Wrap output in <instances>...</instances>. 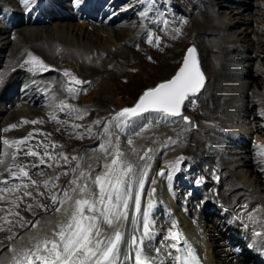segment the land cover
<instances>
[{"label":"bare ground","instance_id":"obj_1","mask_svg":"<svg viewBox=\"0 0 264 264\" xmlns=\"http://www.w3.org/2000/svg\"><path fill=\"white\" fill-rule=\"evenodd\" d=\"M9 1H12V0H9ZM29 1H31V0H23L22 3L25 4ZM67 1H68L69 6L74 7L72 0H67ZM114 1H115V7H119L122 5H124V6L125 5H131V8L123 9L116 16L119 19L121 18V19H125V20L130 21V23L138 22L139 17H140V19L144 23V28L142 30V33L137 35V33H135V30H133L131 27H129L127 25L119 26V27H113L114 25L112 24L113 26L111 25V27H110L111 29H109L108 26L107 27H91L92 28L91 29V28L87 27L88 25H84L83 23L81 24V26H79V24L77 25L76 23H72V22H70V20L68 18H66L67 16L73 17V14L70 13L69 10L65 6H63V4H61V3H63L62 0H56V2L54 1V3H56L58 5L59 9L62 10L63 12H61L58 15V18H56L53 22L51 21L50 24L51 25L53 24L52 27H51V25H50V27H49V25H48V27H45L47 25L46 24V25H41V27L35 28V29L29 28L30 25L28 27H25V28L15 29L13 31V33H14V35H19L21 37V41H22L21 44L22 45L15 47L12 50H10L9 54L7 55V58L4 55L2 57V58L5 57L6 59L4 62L5 63V70H4V72H2L0 74L1 83L3 84V86L0 89V100H4L5 103L12 102V98H9L8 94L2 95V93H3V90L8 88V87L11 89L13 84L16 83L17 81H19V78L22 75L18 70L14 71V72L13 71L9 72V69L11 67H14L17 64V62H15L14 60H16L17 57L19 58V56H20V59L22 58L21 60L18 59V62L20 60L19 64L21 65V67L28 65L31 68V66L29 64L25 63V61L28 60V58H29V53H31L33 56L40 59L43 62V64L47 66V68L52 69V70L59 69L62 73H64L65 71L71 72L73 75H75L78 79H80L82 81L85 79H88L89 80L88 85H91L94 80L99 81V80H97V78H101V77L102 78L104 77V82L107 83L108 85H110L113 83L112 81L114 80L115 75L116 76L121 75L122 73H124V69H129V68L135 67L137 65L136 63L130 64L131 60H129V57L126 54V52H127L126 49L129 46V44L131 45L132 49L134 50L133 51V50L129 49V50H131L130 51L131 54H133L134 57H137L140 60H143V59L140 57V55L134 53L135 51L136 52L153 51V50L160 51V50H163V48H165L166 44H162V42L160 41V38L162 37L161 26L160 25H153L152 19H151L150 14L148 12L142 16L140 15L139 17L136 14L137 11L144 9V7H145L144 0H114ZM161 1L163 3L168 2V0H161ZM218 1H221V0H218ZM58 2H60V4ZM175 2L171 3V1L169 0L171 8H175L176 10H178L177 6L179 4L184 5V4L189 3L187 6V9H190V10H188L189 15L185 14L186 11L184 12V15H186V19L182 20V23H183L182 26L187 28V26L189 25V22L192 21L191 22L192 26H194L198 29L196 32L194 31L195 32L194 36L191 35L188 37V40H185L187 38V36H185L184 39L182 38L180 45L185 44L187 42L186 45L187 44H193L198 49L197 43L199 42L198 41L199 38L208 37L210 39V37H212L211 40L209 41L208 47L207 46L204 47V49L206 51V58L205 59L198 49L199 59L201 60L200 61L201 68L204 71V73L206 72L205 77H207V74L210 73L208 75L210 76L211 82H210L209 77L206 78V82H205L202 90L198 94L193 95V96H189L187 98L186 102L183 105L181 116L176 118L175 121L171 122V123H174V125L171 126V124H169V126L166 128V131L162 134L150 135L149 132L148 133L142 132L144 126L148 122H150L149 118L145 119L146 115H148V114H145L141 117L127 121V122H133L132 124L136 123L138 125H135V126L132 125V126H134V130L131 128V126L129 124H125L122 127L128 131V133H126L125 139L121 138L118 135V133L116 132L117 130L115 128H113L112 139L115 140L114 138H117V137L121 138L120 139V150L125 153V159H127L128 161L133 163L138 170L139 169H145L146 170L145 186H144V194L145 195L142 198V207L146 204V200L148 197L147 188L153 184H155L156 187L159 188L162 184V181L164 180L163 178H165V176H166L165 175L166 171L170 170L172 172V169L169 168V165H166L167 169H163V168L159 169L156 167V164L154 162L158 158H160L161 152L165 151L164 149L167 148V150H170V151L173 150L172 153H169L166 156L167 158H169V161H170V160H173V158H175V156L173 154L175 153L176 147L177 146L179 147L180 144H183V142L184 143L186 142L189 145L187 151H191L192 154H194L195 156L196 155L201 156L200 159H202V160H200V161L204 162L205 159H208V160L211 159L210 158L211 155L209 153V150L207 151L205 149V147L202 145L203 139L206 138L207 135L213 134V137L215 139H218V141L222 142V139H221L222 134H218L215 130V126L217 125V123H214V122L211 123V124H213V128H212V126H210L211 129H208L207 126H202L201 128L202 129L204 128L205 132L200 133V134H194L190 130V124L185 123L184 119L182 118V117H187L185 106L189 100H191L192 98L196 99V101L199 104L200 111L202 110V108H205L206 110L210 109V111H209L210 116H207L208 117L207 119L212 120V121L216 120V117L214 119L213 115L217 114L216 113L217 108H219L218 105L220 104L217 97H218V95L220 97V93H221L223 87L219 86L218 83H220V82L216 83L215 79H216V76H218V75H222L225 77L228 75V73H226V71H225L226 67L228 68V70L235 71L236 73H238L237 71L241 70L240 71L241 73H239V75H241L242 78L245 79V83L243 85V88L246 90L244 91V100L242 99V102L240 101L242 103V105H240V106H243V104L245 105V102L248 101L249 97H251V98L254 97V93L250 94V96H249V93L247 92V89H249L250 87H254V88H257L259 90L258 91L259 95L255 94L256 96L262 95L264 97V82L263 81L261 82V80H258V79L255 80V77L251 74V72L249 70H247V69L252 70L250 67L249 68L246 67L247 69H245V68L241 69V67H240V66L243 67L244 63L248 62L249 58L243 60L240 57V55L237 54L235 57V60L226 59L224 61L223 51L225 49H223V46L221 45L222 40L219 39L220 40L219 41L215 37V35H217L219 33L218 31H219L220 25H219V23L217 24V21H215L216 19L211 15L212 10H210L209 4H207V2H205V0H175ZM3 4H5V2H4V0H1L0 6ZM41 7L42 6H40V8H39V13H40V15H43L41 10L45 9V7H43V8H41ZM94 8L98 9L99 6H95ZM162 13L164 16L163 18L165 20L167 18V21H168V15H165L167 12L164 11ZM203 15H205V16H203ZM56 17H57V14H56ZM188 17L190 18V21L187 20ZM58 19H60V20H58ZM35 20H37V21H35ZM110 21L114 22L115 18L112 17L110 19ZM110 21H108V22H110ZM33 22L39 23L40 20L34 19ZM0 25L2 27L4 26L1 23H0ZM218 25H219V28H218ZM149 26H151L153 28L152 32H150L148 30ZM2 27H0V35H2L6 31H8L7 28H4L5 26L3 28ZM262 33H263L262 30L257 31V34L262 35ZM102 34L104 37H106V39L101 38ZM149 35L152 38L151 43H149L148 39H147ZM7 38H4V39L7 40ZM164 41H166V40H164ZM121 42L124 44L123 47H122ZM255 42H256V45H258L257 50L261 51V53L264 54V42H263V40L257 39ZM176 44H178V43H176ZM10 45H11V41L6 42L3 45H0V49L5 48V49L9 50V48H11ZM106 45H108V46L105 47ZM175 45H172V46L175 47ZM112 47H114L115 50H113ZM247 49H248V47L244 48L242 52L246 53V51H248ZM116 50H117V52H116ZM236 53H237V51H236ZM58 56H60V57L58 58ZM143 56H144V54H143ZM171 56H173V54ZM259 60H261L260 63H262L264 65V59H259ZM167 61H168V59L164 58L161 62V66L165 67ZM226 61H227V63L225 64ZM58 62H61L64 66H58L59 65ZM224 65H226V66H224ZM74 66H75V68H74ZM57 67H60V68H57ZM108 67H111V69H109ZM30 74H31V72H30ZM49 75H52V74H49ZM236 75H238V74H236ZM65 80L67 81V83H69L68 78L65 77ZM94 83L96 84L97 82H94ZM41 84H43V82H41ZM60 85L61 84H59L57 79L52 77V78H50L49 84L46 85V87H44V89H43L44 91L42 90L43 92H38V90H32L31 96L33 93L34 94L32 97L30 96L28 99L32 101L33 99L36 98L35 102L29 103V104H33V105H27V106H25V108H22V109L29 110L31 107L34 109L29 110L28 112H22V111L17 112L16 109L18 107L14 110H13V108L10 109L9 110L10 116L8 117L7 121L4 122V124L1 126H5L8 123L9 124L21 123L22 122L21 119L22 120L26 119V121H28V119L34 120V118H35V120H36V118H38V117L39 118L44 117V120L47 123L48 122V120L46 119V115H47L46 111L47 110H50L53 112L56 111L57 110L56 108H58L57 105L59 104V102L61 100H64L67 103L71 104L72 100H74L76 98L79 100L82 96L87 94V92L92 88V86H90L88 91H85L84 88L82 87V85H80V87L77 85L76 87L80 89L79 95H77L75 98H70L68 96L67 92L64 90L65 83H64V86H62V87ZM229 85L230 84L228 83L225 86H229ZM32 88H34V87H32ZM39 89H42V86L39 87ZM110 93H111V91L109 89H105L103 91V98L106 99V97H108ZM221 94H223V93H221ZM43 102H46V103H43ZM50 102H53L52 106L48 105ZM217 103H219V104H217ZM34 104L35 105L38 104V106H35ZM254 104H255L254 107L256 106V108H257L258 104H256V103H254ZM43 105L46 107V109H41L43 107ZM249 107H248V105L246 106L247 109H249ZM9 108H11V106ZM14 108H15V106H14ZM6 111H8L7 107H2L0 109V114H2V112L5 113ZM23 111H25V110H23ZM58 112L61 113L62 111L58 110ZM246 112L249 113L248 110H246ZM250 112L251 113L246 118L248 127L250 128V126H251L250 131H248V133L246 132V134L243 133V135H241L239 137H235L233 140H232L233 137L230 136L229 139L231 141L235 142L236 144L238 143L239 139H240L239 142H242L241 141L242 138L244 140V142L241 143V145H242V147H243L242 149L244 151L243 154H246V156L245 155H239V158L240 157L244 158V160L241 161L242 165L241 164L240 165L242 166V168H246V172L250 177L249 180H252V183L250 184V181L247 180L246 183L240 182V184H242L243 186H246V188H249L251 185H253L254 188L259 190V192H261L263 194L264 193V174L261 170H259V168L255 165L253 160L248 156V154L252 152V148L248 142L249 141L248 137H249V133H252L253 131L254 132H261L263 129L261 126H264V125H261L260 127H257L255 125L257 123V121L255 122V120H257V118H259V117L262 118V115L260 116L259 113L256 111V109H254V111H253V108H252V110L250 109ZM116 113L117 112L114 113V116L116 115ZM205 113H207V112H205ZM205 113H203V114H205ZM244 115L245 114H242L240 117H242ZM114 116H113V114H110V116H108L106 118V120H103L101 122L100 126L97 127L94 125L95 129H97V140H95L89 146H86V145L84 146V148H83L84 150L82 149L83 151L81 152V154L79 155V153H78V155H77V157L80 158L79 161L74 160L73 163L71 164L69 170L66 172L67 175H65V179L59 187L60 190L58 191L57 197L59 199H64V197L61 194V190L62 189H68L70 192V195H72V200L65 203L60 208L59 212L54 211V209L56 207L54 204L52 205L51 208H49L48 210H46L42 213L37 212L40 209V206H46L50 202L51 193H49V192L46 193L43 197H41L38 201H36V199H33L35 201H32L31 196L24 195L21 193L19 195L18 194H16V195L12 194L15 196L16 199H18V197L20 195H22L21 196L22 200L18 199V205L23 206L22 209H20V211H19L20 215L21 216H27L30 214V212L31 213L33 212L35 214L34 215L35 227H33V225L30 227H25V228L23 227L24 225L17 227L16 225L13 226V223H11L10 228H12L13 230L6 231V232H0V258L2 257L1 258V261L3 260L2 264H14L15 259L18 258L22 252H24L25 250H31L38 241L42 240L45 237L51 236V234L55 230L58 229V226L61 223L66 221L67 216L70 212L71 207L74 204L75 199L79 196L78 192L75 194L71 193V189L73 187H75L74 185H71L69 183L70 180H72L74 178L73 173L75 172V175L78 176L80 171H85L86 173L93 172V171H95V172L102 171V166L106 161H105L104 155L99 150V145L104 142L105 137L102 135H99V133H101V129H102V126H103L105 121L108 122L109 127L113 126L114 122L111 120V118ZM262 119H264V117ZM57 122L58 123L54 124V125L51 123L50 125L52 127L49 126L50 131L52 132L51 135H53L52 137H56V139L65 143V146H68V143L65 142V140L69 139L67 137V135L68 136L70 135L68 133V132H70V131H68L69 128L65 129V128L61 127V125L64 123H60L59 121H57ZM23 124L25 125L26 123H23ZM47 125H49V124L47 123ZM27 128H29V127H27ZM228 128L229 127L227 126V129ZM46 130H48V129H46ZM230 130L233 132L235 129L231 128ZM251 130H253V131H251ZM235 131L237 132V129ZM204 133H206V134L203 135ZM51 135L49 136V138H51ZM167 136H170L168 140H166ZM225 138H226L225 142L227 144V138H228L227 134H225ZM129 139L132 140L131 146L128 144ZM152 139H154V140L157 139V142H159L158 144L153 142L155 144V149L153 147V144L150 143L151 141H153ZM41 140L45 141V140H47V138L43 137V139L41 138ZM27 141H31V140H27ZM253 143L257 144V145H262L264 143V138H258L257 140L255 139ZM144 144L150 145L152 147V150L154 149L155 152L149 154L147 159L141 160L139 152L141 150V147ZM231 144H232V142H231ZM25 145H27V144L25 143L24 145H22L20 147L21 153L24 152L23 148ZM30 145L32 147H37L36 143L32 142V141L30 142ZM48 145H50V144L48 143ZM157 145H161L160 151L158 150ZM232 148H230L229 151H231ZM37 149L39 150V151L37 150L38 152H42L44 150V148H40L39 146L37 147ZM133 149H135V154L133 153ZM205 150H206V152H205ZM237 152H241L240 149L238 151L237 150L235 151V153H237ZM215 154L218 155L217 153H215ZM8 156H10V159H11V155H8ZM167 158H165V159H167ZM213 158H215V157L213 156ZM219 158L221 161L219 162L217 160L214 163L213 167H215V169L217 168V173H219V171H220V176H221L220 184L222 183V185L227 186V187L225 188V190L223 189L224 191H222V192L219 191L216 194V197H214L213 199L204 200L202 202V204L200 203L201 205L198 204L196 207L194 205H192L193 209L188 211L189 214H187V213L180 214V212L176 209V205L174 202H175V199L177 201H186V199H188V197H186V192L188 191V189H192L194 192L200 189V187H198L199 184L198 183L196 184L195 180L190 179L189 180V182L191 183V184H189L190 187L187 188V186H186L185 188L182 189V191H179L180 185H182L180 183L183 182V180L181 181V179L183 177L178 179L177 181L179 182V189L176 191H179V196H176V198L174 197L175 199L173 198L172 194H171V197H172V199H171L165 193L162 194L158 191L157 201L154 203L155 209L153 211V215H154L153 217H154V222H157V220L161 219V220H159V223H163V224H159V225L155 224L157 234H156V238L153 241V243L157 246L161 245L162 243H170V241H164L163 242V237L167 234V231L170 228L171 223L175 220H178L179 224H177V228L179 229L180 233H182L183 236H185V235L191 236V238L195 241V243L199 249L205 248L206 251L210 252L211 254L209 257H210L211 262L213 261L214 264H247L245 262L246 261L245 259L247 257V253L245 252V250L243 248H241V244L239 242L235 243L236 246H238L240 248V256L239 257H234V255H232V253L229 251V247H228L227 243L225 242V240H231L232 237H230L229 235L228 236L223 235L224 225L222 226L221 224H218L219 221H217L218 223L216 221H214L215 223L212 222L213 223L212 225L209 224V225H211V226H209L211 228V232H210L211 235L209 233L208 234L210 235L209 237L212 238V240L214 241L213 243H209L207 241L208 239L206 240V237H208V236H205V232H204L205 230H203L204 226L206 225L204 223L203 218H206L208 215L216 214V213L218 214V211H221L222 209L224 210L227 207L236 211V209H234V206L237 205L238 203L241 204L243 202H245L249 206L251 205V207H253V206L258 205L259 202L262 200L261 199L259 201L254 197V194L246 192V191H248L247 189L244 192H240V191L238 192V189L240 190V186H242V185H240L236 181V178L241 177V176H237L238 174L237 175L232 174V172L231 171L229 172V170H227L226 172L224 170V173H223V171H221L224 168H226V164H228L229 162H232L233 160L230 161L231 159L226 158L225 160H227V161H224V160H222L223 159L222 157H219ZM16 160H19V159H16ZM32 161H34V160H32ZM200 161L197 160L198 163ZM206 161H205V163H206ZM109 162H110V158H109ZM202 162H201V164H203ZM77 163L80 164L79 168H75V165ZM166 163H168L167 160H166ZM6 165H7V163H4L3 167H5V168H2L1 171H4L6 169V167H7ZM37 165H36V167H37ZM44 165H46V164H44ZM71 167H72V172H69ZM220 167H221V170H220ZM28 168L29 167H27L26 169H28ZM196 169H195V171H197ZM234 170H235V168H234ZM43 171H45V170H43ZM153 171L155 172V174L159 171H163L162 178L160 176L157 177V175L152 176V175H154ZM171 172H170V174H171ZM68 173H70V174L68 175ZM207 173L210 174V170ZM207 173L205 172V174H207ZM217 173L215 171H213V172H211L210 176L204 174L203 178H205V179H208V178L211 179L212 178L214 181H216L217 180ZM40 174L46 175L47 172L45 171L42 173V171L39 168V172L36 175L35 174L34 175L36 177H38V176H40ZM183 175L185 176V174H183ZM167 176H169V175H167ZM174 180H172V182H173L172 184H174ZM79 183L81 185H83L85 183V180L82 179L79 181ZM243 186H242V188H245ZM27 188H29V187H27ZM168 188H170V187H168ZM93 191H96V189L93 188ZM170 191H171V189H170ZM18 192H20V191H17V193ZM26 192L30 193V189ZM7 194H10V192H8ZM175 194H176V192H175ZM12 195H10V196H12ZM33 197L35 198V195H33ZM11 201H13V198ZM28 201H30L29 202V204L31 205L30 209H29V204L26 205V203ZM212 202H213V204L215 203V205H212ZM3 203H5V201H3ZM263 203H264V201H263ZM239 207H237V208H239ZM259 207H260V208H258L259 211L263 210L262 206H259ZM173 209H175L174 213L170 212V210H173ZM200 214H203V215L200 216ZM22 218L23 217H21L20 219H22ZM12 222H13V220H12ZM191 222H193V223L197 222L198 223L197 227L196 228L192 227ZM5 225L6 224H0V228L5 227ZM239 229L241 230V228H239ZM42 235H44L45 237L38 239ZM12 239H14V240H12ZM9 243L12 245V248L10 249L9 253H7L6 247ZM151 254L155 255V253H151ZM17 255H19V256L16 257ZM221 255H222V257H221V259H219ZM129 264H131V262H129Z\"/></svg>","mask_w":264,"mask_h":264},{"label":"rangeland","instance_id":"obj_2","mask_svg":"<svg viewBox=\"0 0 264 264\" xmlns=\"http://www.w3.org/2000/svg\"><path fill=\"white\" fill-rule=\"evenodd\" d=\"M170 1H171V3L175 2V0H170ZM155 2H157V4ZM205 2H207V4H209L210 10H212L211 15L216 19L215 21H217V24L219 23V25H220V28L218 25V28H219L218 32L219 33L217 35H215V37L217 38V40H219V39L222 40L221 45L223 46V49H225L224 50L225 52L223 51L224 61L226 59L235 60V57L237 54L240 55V57L243 60L249 58L248 62L244 63L243 67L240 66L241 69L242 68L247 69L246 67H248V68L250 67L252 70H250V69H247V70H249L251 72V74L255 77V80L258 79V80H261V82L262 81L264 82V65L262 63H260L261 60H259V59H264V54L261 53V51L257 50L258 45H256V42H255L257 39L258 40L261 39L264 42V0H221V1L205 0ZM146 3H147V9L148 10L149 9L154 10L153 16L155 19H158V11H159L158 7H160V10L163 9L162 12H164V11L167 12L165 15H168V21H167V18H166V20L163 18L164 16H163L162 12H161V19L159 18L160 26L162 28L161 29L162 37L160 38V41L162 42V44H166L165 48H163V50H160V51H158V50L143 51V52H136L135 51L134 53L140 55V57L143 59V60H140L137 57H134L133 54H131L130 51L133 49H132L131 45L129 44V46L126 49V51H127L126 54L129 57V60H131L130 64H133V63L137 64L135 67H132L129 69H124V73H122L121 75H117V76L115 75L116 77L114 76V80L112 81L113 83L110 85H108L107 83L104 82V77L103 78L102 77L97 78V80H99L100 82L94 80L91 85H88V83H89L88 79L83 80V81L88 82V83L82 84V87L84 88L85 91H88L90 86H92V88L87 92V94L82 96L79 100L76 98V99L72 100V102H71V105L73 107L79 108L82 110V113L84 114V118L82 120L75 119V114H73V116H69L67 114V110L59 113L58 112L59 108H56L57 110L54 112L50 111V110L46 111L47 112L46 118H48L47 123L49 125H47L46 121L44 120V117H42V118L38 117V118H36V120H35V118H34V120L28 119L29 123H26L25 125L23 123H24V121H26V119H23V120L21 119V121H22L21 123H18V124L12 123L11 124V126L16 125V128L13 129L11 126L9 128H5V126H6L5 125L4 129H9V130L4 131V129L1 128L2 127L1 125H3L4 122H6L8 117L10 116L9 110L12 108L14 110L17 107L14 108V106L11 105V108H7L8 111H6L5 113L2 112V114H0V142L1 143L5 139L8 141H15V140L28 138L31 134V137L29 139L30 140L33 139V141L36 143L37 147L39 146L40 148H44V150L42 152H38L39 150L37 149V147H32L30 145L31 141H26L27 146H24L26 152L28 151V149H32V150L36 151L39 155L36 157L28 156V155H26V153L17 155V158H20L22 155H25L26 157H28L30 159V160H27V164L29 163L28 166L30 169L29 176L28 177H22V180L19 181V179L14 178V175H13L12 180H11V185L9 188L15 189L17 185H28V187H30V188H27V189H31L30 193H31L32 201H35L33 199H36V201H38L46 193H48V192L51 193V188H53V189L56 188V186H57L56 184H58V182L61 180V178H59L57 180L55 174L57 172H59L60 170L62 172H64V174H65V170L69 167V164L72 162V157H74V156L77 157L78 153L80 155L81 152L84 150L83 149L84 146L88 145L89 142H92V140H95L97 138V129H95L94 125L97 127L100 125H97L94 122H96V121L102 122L103 120H106V119H104L106 115L114 114V112H116L117 109L120 108L121 106L131 105L133 103V101L135 100V98L137 97V95L144 88H146L148 86H153L157 81L162 80V79H166L173 73V71L175 70V68L178 66V64L180 62V59H181V56L183 54L184 49L188 45V44L186 45L187 42L185 44L180 45L182 38L184 39V37L187 36V38L185 40H188V37L191 35L194 36L195 35L194 33L198 30L196 27L192 26V24H191L192 21H190L189 17L187 18V20L190 21L189 22L190 26L188 25L187 28L182 26L183 25L182 20L186 19V15H184V12L186 11L185 14L189 15L188 10H190V9H187V6L189 3L184 4V5L179 4L177 6L178 10H176L175 8H171L169 0H168V2H165V3H163L161 0H146ZM203 16H205V15H203ZM71 22L73 23V21H71ZM41 25H46V24H41ZM41 25H31V26H29V28L35 29V28L41 27ZM48 25L50 27L51 24H47L45 27H48ZM52 25H51V27H52ZM79 26H81V24H79ZM129 26L132 27L130 24H129ZM0 27H2V26L0 25ZM87 27L91 28L90 26H87ZM110 27H109V29H111ZM113 27H117V25L116 26L114 25ZM4 28H6V27H4ZM23 28H25V27H23ZM15 29H18V28H15ZM15 29H13V30H15ZM261 30L263 31L262 35L257 34V31H261ZM135 32H136V30H135ZM4 38H7V40H5ZM101 38L106 39V37H104L103 34L101 35ZM211 38L212 37H210V39L208 37H201L198 39L199 42L197 43L198 44L197 47H198L199 51L201 52V54L203 55L204 59L206 58V51H205L204 47L205 46L208 47L209 41L211 40ZM164 40H166V41H164ZM9 41H11V45H10L11 48H9V50L5 49V48L0 49V74L2 72H4V70H5V63L4 62H5V59L7 58V55L9 54V51L15 47L22 45L21 44L22 43L21 37L19 35H14L13 31H11L9 33L6 31L2 35H0V45H3L4 43L9 42ZM174 43L175 44L178 43V44L175 45ZM172 45H175V47ZM107 46L108 45H106L105 47H107ZM123 46H124V44L122 43V47ZM246 47H248V49H247L248 51H246V53H243L242 51ZM112 49L115 50L114 47H112ZM129 49H131V50H129ZM236 51H237V53H236ZM116 52H117V50H116ZM142 53L144 54V56ZM172 54H173V56H171ZM3 55L6 58L5 57L2 58ZM59 57L60 56H58V58ZM164 58L168 59L165 67L161 66V62ZM18 59H20V56H19V58L17 57V59L14 60L15 62H17L16 65L19 64V62L22 58L19 60V62H18ZM226 63H227V61L225 62V64ZM58 64H59L58 66H64L61 62H58ZM224 66H226V65H224ZM16 68H18V67H16ZM57 68H60V67H57ZM74 68H75V66H74ZM108 68L111 69V67H108ZM19 69H18V71L20 73H23V75L26 77H28L30 75V72H31L32 77L37 76V77H39V79H42L43 83L46 82L45 86L42 87L43 89H44V87H46V85L49 84L50 78H52V77L57 79L59 84H61L60 85L61 87L64 85V83L65 84L67 83V81L65 80V77L63 76V73L59 69L51 70L48 68L47 70H44L47 73V74L43 73L44 76L39 73V71L41 72L42 70L33 71V70L29 69V66L26 68L20 67ZM225 71H226V73H228L229 76L227 75L225 77L222 75H218V76H216L217 80L215 79V82L216 83L220 82V83H218V85L223 87L222 91H221V93H223V94L220 93V97H219V95L217 97V99L220 103V104L219 103H217V104H219L220 106L218 105L219 108H217V112H216L217 114L214 113L215 115H213L214 119L216 117V120H214V121L208 120L207 116H210V114H209L210 109L206 110L205 108H202V110L203 109L204 110L200 111L199 104L196 101V99H194V98L189 100L185 106L187 117H188V120L190 121V123H189L190 124V130L194 134H200V133L205 132L204 128L203 129L201 128L202 126H207L208 129H211L209 127L210 124H208V122L211 121V122L217 123V125L215 126V130L217 133H220V132L225 133L226 130L231 131L230 129L232 128L235 130L237 129V132H238L237 136L239 137V136L243 135V133L244 134H246V132L248 133V131H250V129H251V126L249 128L247 121H246L247 116L252 112V111L250 112V109L252 110V108H253V111H254V109H256V111L259 113V115L260 116L262 115V118L264 117V107H263L264 106V97L262 95L261 96L255 95V94L259 95V93H258L259 90L257 88H254V87H250L249 89H247L249 96H250V94L254 93V97H252V98L249 97L248 101L245 102V105L243 104V106H240V105H242V103H241L242 99L244 100V91L246 90L243 88V85L245 83V79H243L242 76L239 75V73H241L240 72L241 70L237 71L238 73H236L235 71L228 70V68L226 67ZM32 72H34V73H32ZM49 74H52V75H49ZM208 74H210V73H208ZM208 74H207L206 78L209 77V79H210V76ZM236 74H238V75H236ZM41 76H43V77H41ZM205 76H206V74H205ZM94 82H97V83L95 84ZM210 82H211V79H210ZM227 82L230 84L229 86H225L228 84ZM41 86H42V84H41ZM78 86L80 87V85H78ZM34 88H32V90ZM105 89H109L111 91V93L109 94L108 97H106V99L103 98V91ZM32 90H31V92H32ZM9 93H11V92L9 91ZM9 98H12V97L9 96ZM43 103H46V102H43ZM254 103L258 104L257 108H256V106L254 107V105H255ZM8 104H10V103H8ZM48 105L52 106L53 102H50ZM247 105H248V107L250 106L249 109L246 108ZM35 106H37V105H35ZM0 107L1 108L6 107V105H4L3 103H0ZM31 108L29 110L34 109V108L31 109ZM41 109H46V107L43 105V107ZM16 110H17V112L18 111L21 112L23 110H25L27 112L29 111L27 109H22L20 107H19V109L17 108ZM246 110H248L249 113H247ZM205 112H207L208 114ZM203 113H205L206 115ZM242 114H245V115L240 117ZM52 116H55L56 120L51 119ZM262 118L259 117V118H257V120H255V122L257 121V123L255 124L257 127L264 125V119H262ZM31 121H37V123L33 124V123H31ZM57 121H59L60 123H64L61 125V127L65 128V129L69 128L68 131H70V132H68V133L70 135L69 136L67 135V137L69 139L65 140V142L68 143V146H65V143L56 139V137H52L53 135H51L52 132L50 131L49 126H51L50 125L51 123L53 125L57 124L58 123ZM161 121H163L164 123H168V124H166L167 125L166 127L163 126L159 130V133L156 134L157 129H158L157 126L151 127L146 132L147 133L149 132L150 135H159V134H162L166 131V128L169 126V123L171 124V126L174 125V123H171L172 121L170 122V120L161 119ZM73 124H78V125H80V127L79 128H73V127H71ZM227 126L229 127L228 129H227ZM27 127H29V128H27ZM88 127L92 128V134L91 135L87 134ZM261 127L263 128L261 132H254L253 130H251L253 132L249 133V137L252 136V143L254 142L255 139L257 140L258 138H264V126H261ZM46 129H48V130H46ZM234 131L232 133L236 134L237 132H234ZM205 134L206 133H204L203 135H205ZM50 135H51V138H49ZM78 136H83V138H77ZM43 137L47 138V140L42 141L41 138L43 139ZM249 137H248V139H250ZM114 139L116 140L117 138H114ZM222 139L224 140L223 141L224 147H222V149H220L221 154H219L215 151L209 150V153L211 155V157H210L211 159H209V160L205 159V161L207 160L206 163H205V161L204 162L200 161V160H202V159H200L201 156H197V155L195 156L194 154H192L191 151H187L189 145L186 142L185 143L183 142V144H180L179 147L178 146L176 147L175 153L173 154L175 156V158H173V160L169 161V158L166 157L167 154L172 153L173 150L161 152L160 158H158L154 162L156 164V167L159 169H161V168L167 169L166 165H169V168L172 169V172L170 170L166 171V174H165L166 176L163 179L169 178L167 175H169L170 172H171V176H176L175 180H174V184H172V187H170V189H171L170 193L172 192V189H174V191L171 193L173 198L174 197L176 198V196H179V191H182V189L186 187L185 182L188 183V180H190V179L195 180V183L197 184L198 183L197 180H198L199 176L201 178H203V175L205 174V172L207 173L211 167L213 168L214 163L217 160L219 162L221 161L219 157H222L223 158L222 160H224V161H227V160H225L226 158L231 159L230 161L233 160L232 162H229L228 164H226V168H224L223 170H221V167H220V170L223 171V173H224V170H225V172L227 170H229V172L231 171L232 174H236V175L238 174L237 176H241V177H238L239 179L236 178V181L239 184H240V182L246 183L247 180L250 181V184L252 183V180H249L250 177L246 172V168H242V166H241L242 165L241 161L244 160V158L243 157L239 158V155H245L246 156V154H243L244 151L242 149L243 148L242 145L240 146L241 152L235 153V151H236L235 147H233V148L232 147H226L229 145H227L225 142L226 141L225 135L223 136ZM152 140L153 141H151L150 143H152L155 147L154 143L158 144L159 142H157V139L156 140L152 139ZM239 141H240V139L238 140V142ZM241 141L242 142H239L240 144L244 142L243 138ZM248 142H249V145L251 146L250 140ZM48 143L50 145H48ZM52 143L57 145V147H55V149L52 148ZM44 145H47V151L54 157V159L49 160L48 157L44 155L45 150H46ZM157 146H158V150H161V145H157ZM254 146H252V147H253V151L255 152L257 145H254ZM258 146H260V145H258ZM261 147H264V146H261ZM230 148H232L231 151H229ZM7 150L15 151V149H4V151H7ZM206 150H205V152H206ZM61 153H63L64 155H66L69 158L67 162H65L62 159H58V157ZM215 153H217L218 155H216ZM213 156L215 158H213ZM248 156L254 158V160L257 159L256 154L250 153V154H248ZM41 157H43V159L45 161L44 163H40ZM165 158H167V159H165ZM32 160H34V161H32ZM166 160L168 161V163H166ZM188 160H191L192 164L188 165L187 164V163H189ZM197 160L200 162L198 163ZM201 162L203 164H201ZM9 163L11 164V165H9L10 166L9 169H11L16 164L14 162L11 163L10 160H9ZM35 164L36 165L38 164L37 167ZM44 164H46V165H44ZM49 165H52V166L49 167ZM30 167H33V168L31 169ZM257 167L259 169H261L263 174H264L263 164H258ZM17 168H18V165L13 167L14 174L17 173V171H18ZM39 168L42 171V173L46 171L47 174L46 175L40 174V176L36 177L35 175L39 172ZM234 168L236 171L234 170ZM9 169H7V170L9 171ZM195 169L197 171H195ZM43 170H45V171H43ZM69 172H72V167H71ZM60 173H58V175ZM69 174L70 173H68V175ZM183 174H185V176ZM205 175L210 176L211 172H210V174L207 173ZM154 176H155V174H154ZM180 178H182L181 181L183 180V182L180 181L181 182L180 184H182V185H180V189H179V182L177 180ZM64 179H65V177H64ZM208 179H210V178H208ZM47 180L50 183H49V187L46 188L44 186V183ZM166 180L162 181V184L164 185L163 188H166V186H168L167 183L171 184L172 180L171 181H166ZM211 180L214 181L212 178H211ZM32 181H36L37 186H33L31 183ZM220 182H221V180H220ZM217 184H218V182H217ZM52 185H55V186L53 187ZM240 185H242V184H240ZM242 186H240V190L238 189V192L239 191L244 192L247 189L248 191H246V192L254 194V197L257 200L260 201L262 199L258 205L262 206L263 210H260V213L264 214V212H263L264 211V203H263L264 193L262 194L261 192H259V190L254 188L253 185H251L249 188H246V186H243L245 188H242ZM188 187H190V186L188 185L187 188ZM226 187L227 186L222 185V183L219 184V186L217 185L218 191L220 189L221 192L224 191ZM178 189H179V191H176ZM24 190H25V188L21 187L19 190H16V191H20V193H21ZM189 190L190 189H188V191ZM175 192H176V194H175ZM187 192H186V194H187ZM20 193H18V195ZM38 193H43V195H38ZM33 195H35V198L33 197ZM21 196L22 195H20L18 197V199L22 200ZM4 197L6 200L5 203L0 202V215H1L0 219H2L1 222H4L5 218H8L10 216H14L13 220H14V224L16 225V224H18V221L22 220L21 222L24 223L29 218H31L35 215L33 212L32 213L30 212V214L27 216H21L19 211H20V208L22 209L23 206L18 205V199H16L14 195H12L11 197H10V195H5ZM12 198H13V201H11ZM176 201L177 200L175 199V203H176ZM29 202L30 201H28L26 203V205H28ZM179 202H185V201H179ZM243 203H241V204L238 203L237 205L242 206V207L247 205V203H245V202H243ZM212 205H215V203L213 204V202H212ZM234 208H235V206H234ZM39 211L40 210H38L37 212H39ZM17 213H18V215H17ZM180 214H182V213H180ZM187 214H189L188 211H187ZM202 215L203 214H200V216H202ZM214 215H217V213ZM15 217H16V219H15ZM21 217H23V219H20ZM9 219H11V218H9ZM159 220H161V219H159ZM159 220H157V222H155L156 225L163 224V223H159ZM221 222L222 221L219 220V223L218 222L217 223L221 224L223 226L224 224H222L223 222L222 223ZM211 225H205L203 228V230H205L204 231L205 236H208L206 238L208 239L207 241L209 243L214 242L212 240V238L209 237L211 235V233H210L211 228L209 226H211ZM221 257H222V255L220 256L219 259H221Z\"/></svg>","mask_w":264,"mask_h":264},{"label":"snow or ice","instance_id":"obj_3","mask_svg":"<svg viewBox=\"0 0 264 264\" xmlns=\"http://www.w3.org/2000/svg\"><path fill=\"white\" fill-rule=\"evenodd\" d=\"M147 39L149 43L152 42L150 35ZM25 63L31 66V70H47V66L31 53ZM63 76L69 80L64 90L70 98L79 95L80 89L76 87L77 85L88 83L81 81L68 71H65ZM203 83L204 76L198 66L195 49L190 48L183 66L172 79L146 90L133 107L124 108L116 113L111 118L114 122L112 127H109L108 122L105 121L99 133L105 137L104 142L99 145V150L106 161L102 171L88 173L80 171L78 176L75 172L73 173L74 178L69 183L75 187L71 189V193L78 192L80 198L75 200L66 221L61 223L51 236L38 241L31 250L22 252L15 259L14 264H129V262L131 264H164L165 255L171 258L172 264H199L194 249L187 240L183 239L182 233L176 231L177 224L174 221L163 237V241H170V243H162L160 246L153 243L157 230L153 218L155 204L151 194L148 195L146 204L142 207L146 170H138L133 163L125 159V153L120 150L119 139L113 140L112 135L113 128H122L127 121L141 117L145 113H156L165 118L180 117L185 100L189 95L197 94ZM57 107L60 111L67 110L69 116L75 114L77 120L84 118L81 109L73 107L64 100H61ZM182 118L185 123H190L187 117ZM51 119L56 120V117L52 116ZM31 123L35 124L37 121H31ZM94 123L101 124L100 121ZM11 127L14 129L16 125ZM71 127L79 128L80 125L73 124ZM8 130L4 129V131ZM87 134H92L91 127H88ZM30 137L31 134L28 138L20 140H3V149H15L11 153L3 151V154L11 155L15 162L20 146L24 145ZM77 138H83V136ZM128 144L132 145L131 139L128 140ZM44 147L46 149L44 155L49 160L54 159L47 151V145ZM55 147L57 145L53 143L52 148L55 149ZM133 153L135 154V149ZM26 155L36 157L39 154L28 149ZM147 158V153L140 157L141 160ZM58 159L67 162L69 158L61 153ZM79 159L76 156L72 157V160L79 161ZM44 162L41 157L40 163ZM79 167L80 164L77 163L75 168ZM9 172L11 173V169ZM28 176L29 172L26 168L18 166L14 178ZM82 179L85 180L83 185L79 183ZM31 183L37 186L36 181ZM49 183L46 181L44 186L49 187ZM21 187L27 188L28 185H17L15 189L6 188L3 191L12 192ZM93 188L96 191H93ZM152 192L154 193L155 189ZM38 194L43 195V193ZM61 194L64 199H59L55 195L51 197L52 203L56 206L55 212H59L65 203L72 200L68 189H62ZM25 195L31 196V193L25 192ZM30 208L31 205H29ZM249 219L252 217L249 216ZM2 230L0 228V231ZM169 249H175L179 254L172 255Z\"/></svg>","mask_w":264,"mask_h":264},{"label":"water","instance_id":"obj_4","mask_svg":"<svg viewBox=\"0 0 264 264\" xmlns=\"http://www.w3.org/2000/svg\"><path fill=\"white\" fill-rule=\"evenodd\" d=\"M190 48H194V49H195V54H196V57H197V59H198V66H199L200 71L203 73V76H204V83H203V86H204V84H205V82H206V77H205V74H204V72H203V70H202V68H201V64H200V59H199V54H198L197 48H196L193 44H188V45L186 46V48L184 49V51H183V54H182V56H181V59H180V62H179V64H178V66L175 68V70L173 71V73H172L168 78H166V79H162V80H159V81H157L153 86H148V87L144 88V89L138 94V96L136 97L135 101H134L130 106H126V105L121 106V107L119 108V111H121V110L124 109V108H130V107H133V106L138 102L139 98L143 95V93H144L146 90H149V89L155 88V87L158 86L160 83H163V82H166V81L172 79V78L175 76V74L179 71V69L183 66V61H184V59H185V57H186V55H187V53H188V49H190ZM203 86H202V88H203ZM202 88L199 90V92L202 90ZM199 92H198V93H199ZM198 93H197V94H198ZM195 95H196V94H195ZM189 96H193V95H189ZM186 100H187V99H186ZM186 100H185V101H186ZM182 108H183V106H182ZM181 114H182V113H181ZM149 149L152 151V147H151L150 145H147V144L143 145L142 148H141V150H140V154H139L140 157L143 156L145 153H147V155L150 154L151 151H149ZM153 189H155V188H154V187H151V188H150V194H151L152 197L154 198V197H155V194H156V190H155V192L153 193V192H152Z\"/></svg>","mask_w":264,"mask_h":264}]
</instances>
